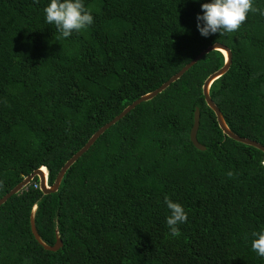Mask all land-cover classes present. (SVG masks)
<instances>
[{"label":"trees","instance_id":"16d2710c","mask_svg":"<svg viewBox=\"0 0 264 264\" xmlns=\"http://www.w3.org/2000/svg\"><path fill=\"white\" fill-rule=\"evenodd\" d=\"M209 2L83 0L94 23L63 38L46 22L50 0H0V196L40 166L51 184L98 127L215 42L230 64L208 95L232 132L264 146V16L203 37L196 16ZM222 64L210 50L135 105L56 191L41 194L34 177L0 204V264H264L251 248L264 230V153L222 134L201 93ZM195 108L203 150L188 138ZM166 195L188 215L176 238ZM31 212L41 241L58 236L57 250L34 239Z\"/></svg>","mask_w":264,"mask_h":264},{"label":"clouds","instance_id":"9594fccd","mask_svg":"<svg viewBox=\"0 0 264 264\" xmlns=\"http://www.w3.org/2000/svg\"><path fill=\"white\" fill-rule=\"evenodd\" d=\"M201 10L203 15L197 14L196 28L203 37L238 31L250 12L264 16V9L255 7L254 0H211L209 3H202ZM43 11L46 22L54 24L63 38L70 37L73 32L85 30L94 23V17L83 0H50ZM226 175L233 178L236 174L229 170ZM164 203L170 210V215L166 218L169 234L173 238L179 237L181 232L178 226L187 222V212L180 203L172 201L167 195ZM251 235L254 237L251 241L252 250L264 257V230L253 231Z\"/></svg>","mask_w":264,"mask_h":264},{"label":"water","instance_id":"95a60500","mask_svg":"<svg viewBox=\"0 0 264 264\" xmlns=\"http://www.w3.org/2000/svg\"><path fill=\"white\" fill-rule=\"evenodd\" d=\"M210 50H218L222 53L223 55V64L210 73L209 75L206 76V78L203 80L202 85H201V93L203 96V100L206 104V106L211 109V111L214 114L216 124L218 128L220 129L221 133L227 136L228 138L243 143L245 145L252 146L261 152L264 153V146L260 144L259 142L239 136L232 132L226 125V123L223 120L222 114L215 105V103L211 100V98L208 95V87L210 83L219 77L221 74H223L229 67L230 64V52L221 43H212L208 46H206L204 49H202L198 54H196L194 57H192L188 62H186L182 67H180L175 73H173L171 76H169L165 81L160 83L156 88L153 90L143 93L140 96H138L136 99L131 101L128 105L123 107L116 115H114L111 119H109L107 122L103 123L100 127H98L84 142V144L77 149L74 153H72L60 166L58 171L55 174V177L52 181L51 184H47V171L44 166H40L34 170H32L30 173L27 175L23 176L22 179L17 182L15 185H13L7 192H5L3 195L0 196V204L5 202V200L10 197L11 195L17 193L20 191L23 187L28 185V183L36 177L37 179V184H38V190L40 191L41 194H48L52 193L57 190L59 183L61 181V178L65 172V170L82 154L84 153L88 147L95 141V139L105 130L107 129L111 124H113L115 121L120 119L122 116H124L129 110H131L135 105L142 101H146L154 97L156 94L160 93L162 90H164L170 83L174 82L177 80L183 72H185L192 64H194L203 54L207 53ZM198 109L195 108L193 112V117H192V124L190 126L189 132H188V138L192 145L199 149L203 150L204 146L200 144L197 139H196V130L198 126ZM34 210V207L32 209V212ZM31 212L29 216V227H30V232L34 239L39 243V245L46 250L49 251H55L61 246V241L58 238V236L55 237V240L53 244L47 245L41 239L39 238V235L35 229L34 226V220H33V213Z\"/></svg>","mask_w":264,"mask_h":264},{"label":"built area","instance_id":"2783aa9c","mask_svg":"<svg viewBox=\"0 0 264 264\" xmlns=\"http://www.w3.org/2000/svg\"><path fill=\"white\" fill-rule=\"evenodd\" d=\"M36 186H37V184L35 183V184H34V187H36Z\"/></svg>","mask_w":264,"mask_h":264}]
</instances>
